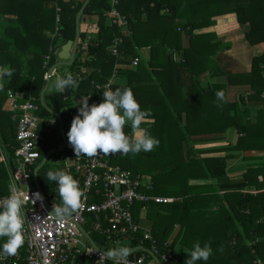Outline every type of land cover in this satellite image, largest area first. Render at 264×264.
<instances>
[{
  "label": "trees",
  "instance_id": "trees-1",
  "mask_svg": "<svg viewBox=\"0 0 264 264\" xmlns=\"http://www.w3.org/2000/svg\"><path fill=\"white\" fill-rule=\"evenodd\" d=\"M83 3L77 0H57L60 8L59 37L62 45L74 40L75 19ZM54 6L55 0H0V66L15 69L11 80H5V84L0 87V142L4 151L8 153V162L12 160L17 148L15 140L17 113L9 104L7 96L9 92L17 95L19 104L30 97H35L36 104L39 106L37 114L43 118H54L42 107L38 99L44 84V75L57 60L55 48L59 40L57 37L54 39L49 37L50 34L55 33L56 29ZM109 10L108 0H90L79 24L80 37L75 61L71 67H66L67 71L78 80V86L45 97L46 105L55 114H60L66 139V133L70 129L73 117L77 115L79 106L73 104V98H78L79 102L81 96L92 93L89 103H93L96 99L94 85L106 84L114 73L117 76L120 75V71H114L116 64L130 66L131 62L137 58V49L149 47L147 64L153 70L164 92V95L160 97L164 104V111L160 115L153 116L152 123L144 122L141 127L151 131L152 135L159 139L162 149L155 148L151 152L135 155L116 153L111 156L110 164L118 165L133 175H142L151 171L147 167L143 169V166H140L145 159H149L150 163H158L159 166L151 176L153 190L148 192V195L169 198L173 201L161 204L135 203L132 208L135 221L139 222L138 215L141 207L157 206L165 214L158 213L156 217L158 225L152 223L150 232L159 245L171 240L170 246L174 250L176 244H180L190 252L196 243L194 241L196 233L200 238L201 247L208 243L213 250L207 264L264 262V241H262L264 238V194L252 196L240 193L241 199L234 204L225 198L230 204L231 214L222 212L221 202L208 204L205 192L191 187L188 181L191 178L207 176L219 178L225 175L227 161L220 155L223 148L207 153L199 150L187 149L177 152L167 149L168 145L173 144L181 147L184 144V147L188 148L194 141L221 140L223 132L229 127L236 129L239 134H245L246 138L239 137L237 144L233 147L229 145L226 150L234 152L241 150L244 140L255 137L250 133L253 125L247 121L246 110V101L252 100L253 97H239L238 100L228 101L226 88L247 83L257 96L264 92V0H119L118 11L129 18L127 31L110 25L106 17ZM230 13L236 14L239 24L247 25L245 37L248 43L260 45L263 52L260 56L253 58L250 74L228 75L227 83L213 84L212 92L207 96L201 93L193 78L196 74L205 72L197 68L198 64L205 60L219 70L218 64L210 58L213 51H208L207 54L204 51L208 43L210 44L206 37H213V35H197L194 31L211 27L215 25V20L212 19ZM89 24L93 25L91 30L88 28ZM88 34L92 36L89 41H86ZM183 35L187 37L186 47L181 46ZM115 38H122L117 57L111 56L108 51ZM218 46L219 44H215L212 48ZM82 47L85 48L84 52ZM169 47L180 52L183 63H177L171 57L167 58ZM47 56H49V62L47 67H44ZM23 59L26 65L23 64ZM24 65L25 75L21 73ZM180 66L186 67L191 75V82L186 87L182 98H179L180 91L174 88L175 84L171 80L176 68ZM144 73H146L145 67L138 63L136 71L132 72L130 69L125 71L124 74L128 77L126 85H113L110 88L113 90L131 88L138 101L144 88L135 86L133 81L134 77ZM223 75H225L224 72ZM161 77H165L166 82ZM102 90L98 92L101 98ZM219 90L225 93L223 101H219L215 96V92ZM208 106H210V112L207 114ZM67 107V112H62ZM263 110L264 107L261 111ZM182 114H185V119L181 125L179 121H182ZM257 126L260 127L258 124ZM45 127L46 124L42 125L41 130ZM124 130L127 135L132 134L131 127ZM160 130L164 133L161 134ZM207 130L210 134H206ZM43 145L46 147L42 151L40 147ZM43 145L38 148L40 160L36 166L54 147L51 144ZM206 154L211 156H205ZM1 156L0 151V197H3L8 194L9 170L7 167L9 166L1 163ZM57 157L61 160L76 157V155L72 148L66 145ZM79 157L83 160L88 158L87 156ZM56 169L60 168H43L38 175L42 170ZM69 173L78 181L82 191L83 175L75 173L74 168L70 169ZM250 173L249 169L245 175L246 180H249ZM38 181L50 207L59 204L60 197L55 183L46 182L43 176H39ZM101 187V184H97L92 189L89 203L101 201ZM31 188H36L33 180H31ZM192 207H198L195 208L198 210L194 216V220L199 222L198 226L194 225V220H190L192 225L186 221V215L190 214ZM92 217L90 214L86 215L87 225L83 228L87 232H90L89 225ZM165 218L170 219L172 223L168 226L160 225L159 221ZM237 222L241 229L238 228ZM177 225L179 230L172 240L170 236ZM192 228L195 229L192 231ZM90 237L96 244L105 247L104 251L107 254L117 248L109 245L105 238L97 233L90 232ZM138 240L139 236H134L126 247L129 250L138 247ZM143 247L149 248L146 245ZM188 252L175 253L177 264H185ZM76 261L86 262L84 258H77ZM87 262L92 264L88 259ZM197 264H204V262L198 261Z\"/></svg>",
  "mask_w": 264,
  "mask_h": 264
},
{
  "label": "built area",
  "instance_id": "built-area-1",
  "mask_svg": "<svg viewBox=\"0 0 264 264\" xmlns=\"http://www.w3.org/2000/svg\"><path fill=\"white\" fill-rule=\"evenodd\" d=\"M108 1L110 10L106 13V17L110 25L127 31L129 18L118 11L119 0ZM54 7L56 29L54 34L49 35L52 39L60 36L61 28L59 24L60 8L57 5V0H55ZM92 26V24L88 25L89 30L92 29ZM91 36L92 34H88L86 41H89ZM121 43L122 38H115L112 41L108 49L111 56H118ZM82 51H85L84 47H82ZM138 61L137 58L134 59L131 62V67H137ZM48 62L49 56L46 57L43 66L47 67ZM54 74L55 70L50 73L46 71L44 79H51ZM115 78L114 73L106 84L94 85L96 99L93 103L102 102L98 92L106 86H113ZM7 96L10 106L17 113L15 134L17 148L10 167H8V194L0 197V202L15 194L14 187L22 190L25 196L29 194V198L25 199L24 208L26 227L23 238L25 243L15 256H0V264H21V262L23 264H75L77 257L86 258L92 264H156L147 251H150L161 264H177L175 250L170 246L171 240L159 245L152 233L141 227L132 214L135 203L161 204L171 203L173 200L142 193L141 189L147 192L153 190L152 181L143 175H133L118 165L110 164L113 154L88 157L84 160L80 157H73V162L70 164L65 158L63 170L70 172V169L74 168L75 173L83 175L81 207L71 218L63 221L50 215L52 208L47 200L43 199L41 191L31 188V180H33L35 166L40 160L38 148L46 143L45 136L52 132L58 121L54 118L40 117L37 114L39 106L31 97L25 103L19 104L12 92H9ZM38 99L40 102V97ZM42 124H46V127L40 130ZM66 145H69L68 141ZM97 184L102 186V199L98 203H89L92 189ZM36 192L40 193L42 200L34 202L31 198L32 194ZM88 214L93 216L89 225L90 232L104 237L109 245L117 248L126 247L134 236H139L138 247L146 245L149 248L143 247V250L132 251L126 257L105 255V251L92 247L79 230V227L83 228L87 225L86 215ZM90 232L87 233L90 234ZM122 238L125 239L122 240Z\"/></svg>",
  "mask_w": 264,
  "mask_h": 264
},
{
  "label": "crops",
  "instance_id": "crops-1",
  "mask_svg": "<svg viewBox=\"0 0 264 264\" xmlns=\"http://www.w3.org/2000/svg\"><path fill=\"white\" fill-rule=\"evenodd\" d=\"M77 1L85 2L86 0H77ZM212 20H215V25L194 31V33L197 35H208V34L213 35V37H209V36L206 37L207 38L206 40L210 41V44L208 43L207 45L208 47L204 51L206 52V54L208 51L210 52L213 51V54L210 56V58L213 59L218 64L219 70L216 69V66L215 67L214 65L212 66L211 63H208L207 60H205L204 62H201V64H198L197 66L199 70L205 72H202V74H196L193 78L201 93L207 96L211 94L213 84H216L218 82L227 83L228 75L250 74L252 71L251 63L253 58L260 56L263 52L260 45H250L248 43L245 37V32L247 31L248 27L247 25H242L238 23L236 14L230 13L227 15L216 17ZM58 40L59 41L57 42V46L55 48L56 58H57V54L61 50V47L63 46L61 44L62 40L60 39V37H58ZM215 44H219V46L217 48L216 47L212 48V46H214ZM181 46L182 47L187 46V37L185 35L182 36ZM169 49L170 50L167 49V58L169 59L171 57L175 62L183 63V60L180 56L181 55L180 52H177L176 50H173L170 47ZM15 53L19 55L17 51H15ZM137 59L139 60L138 63L142 64L145 67L146 73L134 77L133 83L135 86H142L144 88L142 93L140 94L139 97L140 99L138 100V102L142 110H147L150 113V118L145 122L152 123L153 116L160 115V113H163L164 111V104L160 99V97L164 95V92L160 87L157 77L153 74V70H151L148 67L147 63L149 60V47L137 49ZM58 62L59 59L57 58L56 64ZM23 64L26 65L25 59H23ZM25 65L21 69V73L23 75L26 74ZM0 68L3 67L0 66ZM114 69H115L114 71H120L119 74L120 73L121 74L118 76L116 75V78L114 79L112 85L124 86L128 82V77L124 74L125 71L130 69V71L134 72L136 71L137 67L134 68L131 67V65L126 66L123 64H116ZM49 70L50 69L47 70V73L49 72ZM57 71L58 70L56 69L55 74L51 79L47 78L49 83L48 86L45 88V92H44L45 102H46L45 97L61 92L55 88L56 78L59 76ZM66 72L68 71L66 70ZM223 72L225 75L222 76ZM161 78L162 80H164V82H166L165 77H161ZM46 80L44 79V84L40 89L39 97L41 91L45 87ZM171 80L175 84L174 88L177 89L178 92L180 91L179 95L181 97L179 98H182L186 87L191 82L190 81L191 75L189 70L183 66L176 68V71L174 75H172ZM4 84H5V80L0 81V87L3 86ZM13 94L16 96V98H18L14 92ZM248 96L253 97V99L250 101H246L247 121L251 125H253L252 127L253 130L251 129L250 133L255 137H253L250 140L248 139L244 140V142L241 145L242 146L241 150H238L236 152L226 150L229 145H231L232 147L235 146L238 142L239 137L240 139L246 138L245 134H239L237 130L232 127L226 128V130L223 132V138L221 140L194 141L191 145L188 146V148L187 147L184 148V144L182 146L183 148L177 144L168 145L167 147V149L174 150L177 152L181 150L186 151L188 149L190 151L199 150V151H204L206 153L209 151L223 148V152L220 153V155L222 158H225L227 161L225 175H222L219 178H212L209 176H207L206 178H191L189 179L188 184L191 187H196V189L199 191H204L207 202L209 201L211 202L212 199H214V196H216L217 203L221 202V204H223L221 211L222 212L224 211L225 213L228 212L229 214H231V208H230V204L226 202L227 199L225 198H228L230 202L234 204L241 199V197L239 196L240 193H247L252 196H256V195L261 196L264 194V110L261 111L262 108L264 107V103H263L264 92H262L260 96H257V94H255L251 90L250 86L247 83L235 84L233 86H227L226 88V98L228 101L238 100L239 97L245 98ZM31 98H33L36 103L37 101L36 98L35 97H31ZM77 99L73 98V104L79 105ZM27 100H24V102L20 104L25 103ZM67 110L68 107L65 108V110H63L62 112H67ZM209 112H210V106H208L206 113L208 114ZM58 115L60 116V114ZM184 119H185V114H182V121H179L181 125ZM57 121L58 123L53 127L52 132L45 136L46 140L48 136L50 138V141L47 140L45 144L47 143L51 144L52 146H54L53 149H60L63 146V137L66 139L64 133L61 132V128H62L61 118L60 121L59 120ZM257 124L260 127H258ZM41 126H40V130H41ZM128 127L131 126L130 124L126 123L125 128ZM149 132L152 135V132L151 131ZM159 132L161 134L164 133L163 130H160ZM206 134H210L208 133V130L206 131ZM128 135H132V134L129 133ZM157 149H162V146L159 145ZM0 151L2 153L1 163L5 165L7 164L10 167L11 161L8 162L9 160L8 153L4 151L1 142H0ZM60 152H56L53 155H51V157H49L47 161H49V159L52 158L53 156V159L55 160L54 163L58 165V168L62 169L64 159L60 160L57 157V154ZM205 156H211V155L206 154ZM66 159H67V163L69 164L73 162V157H67ZM47 161L45 164L48 163ZM150 164L152 166L154 165V167H152ZM142 166L143 169L147 167L148 169L151 170L149 173L142 174L144 177L149 178L151 180V176L153 173H155V170L159 166V164L150 163L149 159H145L141 167ZM249 169L251 170V173L249 175V180H246L245 175L247 174V171ZM141 192L148 194V192L144 189H141ZM158 213L159 214L162 213V215L165 214V212L160 210L157 206L149 205L147 207L146 206L141 207L138 215L139 217L138 224L144 229L150 231V227L152 223L158 225L157 223L158 221L156 219V217H158ZM236 224L237 226H239L238 228L241 229L239 223L237 222ZM176 228H179V226L177 225L174 228L173 233L175 232ZM177 231L178 229L176 230L174 235L177 234ZM173 233L171 234L170 238L173 237ZM262 241H264V238L262 239ZM93 243L97 248L103 251L105 250V247L96 244L94 241ZM176 246L175 248L177 250ZM179 246L184 250L182 252H188V250H186V248H184L180 244ZM77 258H81V257H77ZM77 258H75V264H88L86 258H84L86 260V262L84 263L77 262L76 261ZM257 264H264V262L258 261Z\"/></svg>",
  "mask_w": 264,
  "mask_h": 264
},
{
  "label": "clouds",
  "instance_id": "clouds-1",
  "mask_svg": "<svg viewBox=\"0 0 264 264\" xmlns=\"http://www.w3.org/2000/svg\"><path fill=\"white\" fill-rule=\"evenodd\" d=\"M15 69L10 67L0 68V81L11 80ZM78 80L71 72L58 76L55 88L58 91L75 88ZM92 93L81 96L77 115L73 117L70 129L66 133L69 146L76 157H94L120 153L135 155L141 152H151L159 147L160 141L141 127L150 118L147 110H142L139 102L135 99L131 88L105 87L102 90V102L99 104L89 103ZM219 101H223V90L215 92ZM130 124L132 135L125 133V125ZM99 150V152H98ZM48 181L54 182L56 191L60 197V203L52 206L50 215L63 221L76 213L82 203V191L78 181L66 170H49L46 173ZM13 195L0 202V256H15L25 243L23 232L26 227L24 212L25 196L22 190L14 187ZM34 202L42 200L39 192L33 193ZM129 253L127 247H118L109 252V255L126 257ZM213 254L210 244L203 247L196 242L190 252L187 253L185 264H197L203 261L207 264Z\"/></svg>",
  "mask_w": 264,
  "mask_h": 264
},
{
  "label": "water",
  "instance_id": "water-1",
  "mask_svg": "<svg viewBox=\"0 0 264 264\" xmlns=\"http://www.w3.org/2000/svg\"><path fill=\"white\" fill-rule=\"evenodd\" d=\"M90 0H86L83 3V6L81 7V9L79 10L75 22H76V29H75V38L73 41H68L67 43H65L62 47L61 50L59 51V53L57 54V58L59 59V62L55 65H53L49 72H52L56 69H58L59 67H71L75 61V56H76V50H77V46H78V42H79V37H80V29H79V24H80V20L82 15L84 14L88 4H89ZM48 79L46 80L45 83V87L44 89L41 91L40 93V102L43 108H45L54 118H56L57 120L60 121V116L58 114H55L45 103L44 101V92H45V88L48 86ZM62 126V123H61ZM61 132L63 133V128H61ZM67 144V140L63 137V146L60 149H53L51 150L47 155L44 156L43 160L41 163L38 164V166L35 168L34 170V174H33V181L35 183V187L37 190L41 191V187L39 186L38 182H37V176H38V172L40 171V169L45 165L47 159L53 155L56 152H60L61 150H63L66 147ZM42 193V197L43 199L46 201L45 195L44 193L41 191ZM79 230L81 232V234L83 235V237L87 240V242L94 247L95 249H98L93 241L90 238V235L82 228L79 227ZM143 247H138L135 248L133 250H130L128 255L131 254L132 251H137V250H143ZM104 252V251H103ZM147 253L150 255V257L155 261L156 264H161L158 259L150 252L147 251ZM105 255L110 256L109 254H107L106 252H104ZM114 257V256H111Z\"/></svg>",
  "mask_w": 264,
  "mask_h": 264
},
{
  "label": "rangeland",
  "instance_id": "rangeland-1",
  "mask_svg": "<svg viewBox=\"0 0 264 264\" xmlns=\"http://www.w3.org/2000/svg\"><path fill=\"white\" fill-rule=\"evenodd\" d=\"M58 71H57V73L59 74V76H63L65 73H66V70H67V68L66 67H60V68H58L57 69ZM47 140L48 141H50V138H49V136L47 137ZM46 145H49V143H47ZM44 147H46L45 145H43V146H41L40 147V150H44L45 148ZM185 148V147H184ZM42 160H43V157H42V159H41V161H40V163L42 162ZM176 161L178 160V158L177 159H175ZM175 161V162H176ZM48 163L47 164H45L43 167H42V169L44 168V169H46L47 167H48V169H55V168H58V165L56 164V163H54L55 162V160L53 159V157L52 158H50L49 159V161H47ZM8 166V165H7ZM38 166V165H37ZM36 166V167H37ZM140 166H141V164H140ZM152 166V165H151ZM152 167H154V165L152 166ZM8 168V167H7ZM169 168V167H168ZM8 170H9V168H8ZM45 172H47V170H42L41 171V173L37 176V181H38V179H39V176L41 177V176H43L44 177V179H45V181L46 182H51V181H48L47 180V178H46V174H44ZM39 182V181H38ZM48 186V185H47ZM47 186H46V188H47ZM167 194V193H166ZM216 199H217V197L216 196H214V199H212V201H213V203H210V201L209 202H207L208 204H210V205H212V204H214L215 202H216ZM200 201V200H199ZM197 204H202V203H197ZM205 204V203H204ZM195 208H198V207H192V209H191V211H190V214H188L187 213V215H186V221L189 223L190 222V220L191 221H193L194 219H195V215H196V212H197V210L198 209H195ZM160 225H163V226H168V225H170L172 222L170 221V219L169 220H167V218H165V219H161L160 221ZM194 225H196V226H198L199 225V222H198V220L197 221H195L194 220ZM189 225H192L191 224V222L189 223ZM196 228V227H195ZM195 228H192L191 230L193 231ZM179 230V228H176V230ZM176 230H175V232H176ZM175 232L173 233V237L171 238L172 240H173V238L176 236V235H174L175 234ZM177 233H178V231H177ZM195 233V232H194ZM197 239V240H196ZM194 241L195 242H199L200 241V238H199V236L195 233V237H194ZM126 244V243H125ZM177 250H176V248H175V251H176V253H181L182 251H184L180 246H179V244H177ZM185 248V247H184ZM186 250H188L187 248H186Z\"/></svg>",
  "mask_w": 264,
  "mask_h": 264
}]
</instances>
